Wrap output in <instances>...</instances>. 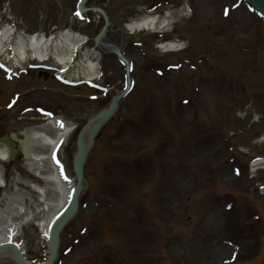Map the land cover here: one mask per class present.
Returning a JSON list of instances; mask_svg holds the SVG:
<instances>
[{
    "label": "rangeland",
    "instance_id": "rangeland-1",
    "mask_svg": "<svg viewBox=\"0 0 264 264\" xmlns=\"http://www.w3.org/2000/svg\"><path fill=\"white\" fill-rule=\"evenodd\" d=\"M77 1L0 0V15L19 31L49 36L73 27L103 55V76L92 86L62 84L52 59L46 69L31 62L12 80L0 68V134H21L49 114L84 126L128 88L126 66L107 45L124 39L130 62V91L88 152L87 188L56 264H264V197L257 187H264V171L253 180L248 175L255 157H264V145H255L264 133V17L243 0H88L113 23L96 47L103 19L89 13L90 24L78 23ZM184 4L190 16L176 20L173 33L126 31L146 8L163 15ZM173 38L185 42V51L156 48ZM255 115H262L258 127ZM76 150L73 135L60 157L73 178ZM17 159L5 164L8 187L0 188V200L6 192L28 208L42 205L21 182L44 183ZM16 242L29 261L46 260L35 225L23 227Z\"/></svg>",
    "mask_w": 264,
    "mask_h": 264
},
{
    "label": "bare ground",
    "instance_id": "bare-ground-1",
    "mask_svg": "<svg viewBox=\"0 0 264 264\" xmlns=\"http://www.w3.org/2000/svg\"><path fill=\"white\" fill-rule=\"evenodd\" d=\"M187 12V7L183 6L177 10L167 11L163 17L152 13L141 15L130 21L128 29L131 32L144 30L153 33L171 32L175 21L186 17ZM85 42L84 37L72 30L58 32L50 37L41 34L28 37L15 32L10 26H4L0 30V57L8 50H13L14 66L18 68L28 65L30 61L37 60L42 63L52 59L63 71L71 70V77L92 82L99 76L100 56L93 50H87L83 52L78 63L74 64L76 61L74 57ZM159 48L163 52H174L183 50L185 44L174 40ZM75 129L76 124L56 117L47 119V123L43 125L27 128L22 132V138L29 142L24 159L25 165L33 176L44 181L45 186L23 182L40 196L43 207L33 204L32 207L35 208L33 211L32 207L26 208L24 202L22 201V204L18 198H14L15 196H4L5 205L1 204L4 206L0 208V244L16 238L24 226L33 223L40 226L47 240L50 230L63 217L75 184L67 176L58 156L66 147ZM90 140V131L87 129L84 135L86 147L90 145ZM8 158V148L0 144V161L7 162ZM258 169H264V161L253 164L252 170ZM5 183V168L0 165V185L4 186ZM12 255V250H6L0 255V260L12 259Z\"/></svg>",
    "mask_w": 264,
    "mask_h": 264
},
{
    "label": "water",
    "instance_id": "water-1",
    "mask_svg": "<svg viewBox=\"0 0 264 264\" xmlns=\"http://www.w3.org/2000/svg\"><path fill=\"white\" fill-rule=\"evenodd\" d=\"M249 1L254 3L262 12H264V0H249ZM84 3H85V0H83V4ZM105 29L102 32L101 36L97 39V42H99L102 39V37L104 36ZM117 103H118V99H114L112 106L109 110H106L105 112H102L101 114H99L97 117L89 120L87 126L96 122V124L94 125V127L91 130L92 138L99 131V129L104 125V123L107 122V120L115 113V111L117 110ZM82 136H83V132H81L80 137H79V154H78V159H77V173H78V177H79L80 181L82 180V168H83V163L85 160V149H84V146L82 143ZM2 141L6 142L11 148H13L15 146L11 142H9L6 137ZM13 153L15 154L16 151H13ZM81 191H82V186L80 184L77 188L75 198H74V202H73L72 206L70 207L68 214L66 215V217L64 219H62L60 221V223L58 224L57 228L54 231L53 239L51 241L52 259H51L50 264H52L54 259L56 258L57 248L59 246V235H60L62 229L74 217V215L77 212L78 198L80 196ZM2 250L3 249L0 248V252ZM15 260L18 264H27L20 257L18 251H17V255H16Z\"/></svg>",
    "mask_w": 264,
    "mask_h": 264
}]
</instances>
